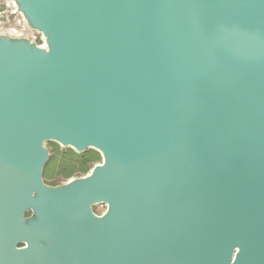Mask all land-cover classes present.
<instances>
[{
	"label": "water",
	"instance_id": "1",
	"mask_svg": "<svg viewBox=\"0 0 264 264\" xmlns=\"http://www.w3.org/2000/svg\"><path fill=\"white\" fill-rule=\"evenodd\" d=\"M9 1L0 264H264V0Z\"/></svg>",
	"mask_w": 264,
	"mask_h": 264
},
{
	"label": "rangeland",
	"instance_id": "2",
	"mask_svg": "<svg viewBox=\"0 0 264 264\" xmlns=\"http://www.w3.org/2000/svg\"><path fill=\"white\" fill-rule=\"evenodd\" d=\"M5 2L6 0H0V6H4ZM47 146L52 156L44 169L46 182L68 181L76 176L85 175L92 169L91 165L93 162L85 152L78 153L69 147H64L55 142H48ZM96 208L98 212L105 211L106 205L100 204Z\"/></svg>",
	"mask_w": 264,
	"mask_h": 264
},
{
	"label": "built area",
	"instance_id": "3",
	"mask_svg": "<svg viewBox=\"0 0 264 264\" xmlns=\"http://www.w3.org/2000/svg\"><path fill=\"white\" fill-rule=\"evenodd\" d=\"M0 30H6L15 33L27 31L24 17L17 11L13 2L6 0L4 6H0ZM32 38L36 39L39 44L43 43L40 34L32 32Z\"/></svg>",
	"mask_w": 264,
	"mask_h": 264
},
{
	"label": "trees",
	"instance_id": "4",
	"mask_svg": "<svg viewBox=\"0 0 264 264\" xmlns=\"http://www.w3.org/2000/svg\"><path fill=\"white\" fill-rule=\"evenodd\" d=\"M85 153H86L87 156H89V158L93 162L91 167H93L96 163L101 162V155L98 152H96L95 150H87ZM59 182H62V181L58 180V181H55L52 184H57Z\"/></svg>",
	"mask_w": 264,
	"mask_h": 264
},
{
	"label": "flooded vegetation",
	"instance_id": "5",
	"mask_svg": "<svg viewBox=\"0 0 264 264\" xmlns=\"http://www.w3.org/2000/svg\"><path fill=\"white\" fill-rule=\"evenodd\" d=\"M51 184H52V183H51ZM96 207H97V206L94 207V212L97 213V214H101L103 211L98 212Z\"/></svg>",
	"mask_w": 264,
	"mask_h": 264
}]
</instances>
